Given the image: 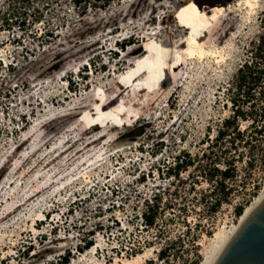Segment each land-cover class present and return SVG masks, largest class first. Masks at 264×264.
<instances>
[{"label":"rangeland","instance_id":"rangeland-1","mask_svg":"<svg viewBox=\"0 0 264 264\" xmlns=\"http://www.w3.org/2000/svg\"><path fill=\"white\" fill-rule=\"evenodd\" d=\"M198 4L225 13L205 41L210 54L189 59L187 38L208 13ZM249 9L239 0H0V264L204 260L216 232L239 223L236 206L264 192V152L251 167L246 151L231 201L216 212L206 198L214 185L195 167L177 178L168 169L184 152L202 154L230 114L228 89L264 31V0ZM157 195L162 211L149 228L141 214Z\"/></svg>","mask_w":264,"mask_h":264},{"label":"trees","instance_id":"trees-1","mask_svg":"<svg viewBox=\"0 0 264 264\" xmlns=\"http://www.w3.org/2000/svg\"><path fill=\"white\" fill-rule=\"evenodd\" d=\"M89 0H75L76 5ZM110 3L111 0H98ZM232 1V0H230ZM199 5V4H198ZM204 11H211L219 6L201 8ZM222 7V6H221ZM264 24V18H263ZM264 29V28H263ZM229 102L225 107L230 114L222 119L217 125L214 135L207 141V149L202 154L193 155L190 152L176 158L174 168L168 169V175L174 178L180 176L182 172L195 167L198 173L207 182L214 185V189L208 197H215L212 204L213 212H216L225 203H230L233 194L231 181H236L239 170L237 163L244 157L246 151L251 152L249 166H253L254 154L257 150L264 152V31L259 38L253 42L248 59L238 70L235 81L228 89ZM144 126L134 128L133 137H141L144 134ZM211 131V130H210ZM236 153H239L236 155ZM161 196H156L154 203L149 204L147 210L141 214L142 220L147 227L157 226L159 214H161ZM246 206L239 204L236 206V215L242 217ZM94 246L93 242H87L86 248ZM32 249L29 246L25 252L27 257ZM83 249V248H81ZM169 248L160 251V258H168ZM71 255V254H70ZM201 257L195 264L201 263ZM70 256L60 258L56 264H69Z\"/></svg>","mask_w":264,"mask_h":264},{"label":"bare ground","instance_id":"bare-ground-1","mask_svg":"<svg viewBox=\"0 0 264 264\" xmlns=\"http://www.w3.org/2000/svg\"><path fill=\"white\" fill-rule=\"evenodd\" d=\"M239 3L243 7L244 5H246L247 8L249 7V10L251 12H254L257 7L260 6V0H239ZM224 13L225 11L223 9L211 10L198 18L197 25H195L191 29V33L187 38V43L190 45V48H188L189 59L195 57L204 59L210 54V51L207 50V48H205L204 46L205 41L207 39V36L209 35V32L214 26V23L220 20ZM213 56L216 58L217 63H221L225 60V56L218 54V52L214 53ZM44 127L53 129L54 125L52 123H46L42 126V128ZM27 142L28 141H26L25 144ZM20 149L21 147H19L18 150ZM263 200L264 192L256 199V201L252 205H249L246 208L244 214L242 215V217H240L239 223L235 224L231 230L225 228L216 232L215 236L212 239V246L210 247V250L208 251L204 260L200 264H216L220 256L223 254L231 241L234 239L237 232L240 230L241 226L249 218L253 211L263 202ZM140 257L141 256H139V258ZM137 262L138 260H136L135 258L134 260L124 261V264H137Z\"/></svg>","mask_w":264,"mask_h":264},{"label":"water","instance_id":"water-1","mask_svg":"<svg viewBox=\"0 0 264 264\" xmlns=\"http://www.w3.org/2000/svg\"><path fill=\"white\" fill-rule=\"evenodd\" d=\"M216 264H264V200L244 222Z\"/></svg>","mask_w":264,"mask_h":264}]
</instances>
